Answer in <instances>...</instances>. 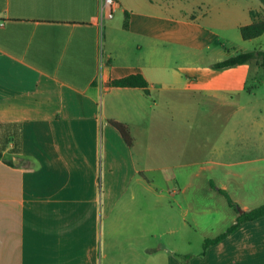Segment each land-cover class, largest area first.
Instances as JSON below:
<instances>
[{"label":"crops","instance_id":"0c3cea01","mask_svg":"<svg viewBox=\"0 0 264 264\" xmlns=\"http://www.w3.org/2000/svg\"><path fill=\"white\" fill-rule=\"evenodd\" d=\"M100 2L0 0V264H264V217L203 252L237 215L220 191L241 212L264 203V71L216 68L231 56L207 60L199 35L264 5L115 0L107 19ZM136 74L148 95L108 85ZM194 183L208 202L186 197ZM203 217L229 221L192 253Z\"/></svg>","mask_w":264,"mask_h":264},{"label":"trees","instance_id":"16d2710c","mask_svg":"<svg viewBox=\"0 0 264 264\" xmlns=\"http://www.w3.org/2000/svg\"><path fill=\"white\" fill-rule=\"evenodd\" d=\"M260 2L264 5V0H260ZM251 23L239 28V33L242 40H252L260 37L264 34V12L263 11H250ZM125 22L124 25H127V13H125ZM250 61H255L258 68L264 71V50H252L249 52H240L236 55H233L221 62L216 63L214 66L216 68H224L230 67L240 64H245ZM109 86L112 87H129V88H140L143 90L145 94H149L147 82L143 79L141 75H129L121 79L112 80L108 83ZM117 131L121 134L127 145L131 146L132 138L129 135V132L122 124L116 122H109ZM226 198L227 204L229 207L233 208L236 212V218L234 223L229 226L223 233L215 236L211 239H206L203 243V252L211 245L220 242L225 239L228 235L233 233L236 229H238L242 224L250 221L257 220L259 218L264 217V203L260 206H257L248 211H243L241 213L238 212V206L231 201L229 196L220 191Z\"/></svg>","mask_w":264,"mask_h":264},{"label":"rangeland","instance_id":"374dc122","mask_svg":"<svg viewBox=\"0 0 264 264\" xmlns=\"http://www.w3.org/2000/svg\"><path fill=\"white\" fill-rule=\"evenodd\" d=\"M210 32V33H209ZM211 32L220 34L222 37H219L217 40H212L211 42L206 41L205 39L211 34ZM200 35V41L202 42V53L204 55H208V59L207 60H214V59H218V58H225L228 56H232V55H236L239 52H248V51H252V50H259V48L264 49V34L262 36H260L259 38H255L252 40H242L240 37L239 32L235 31V30H230L228 29L226 32L220 30V29H216L213 27H207V29H203L201 30ZM217 45V47L215 48V50H213V48ZM190 61L188 60H182L180 59L178 61V64L180 66H189V65H194L196 64L197 59L193 58L191 60V63H188ZM255 101V105L259 106L261 105L262 102H264V91L259 90L256 93V97L253 98ZM235 123L238 124H234L232 125V131L234 132H240V131H248V128L250 125L246 124V123H241L238 122L237 120L234 121ZM240 170L242 169V167H235V170ZM261 185V183H260ZM197 196L200 197L199 201L200 202H208V200L205 198L207 195L204 192V189L202 188V183H194V186L188 191V193L186 194V197H191V196ZM201 207L203 208L205 205L200 204ZM248 206L253 207L256 206L255 203H249ZM221 212V209H219L218 213ZM206 218V219H205ZM228 219H225L222 223H220V225H214L213 221L207 219V217H203L202 220V228L200 231H198V233L196 232L193 233L192 230H187L186 235L190 234L189 237L191 240H193V244L190 247V252L192 253H198L202 250V245H199L197 243V240H199L200 238H202V235L207 234L208 232H210V228H214L218 230L221 229L220 226H224L225 224L228 223ZM212 224V225H210ZM194 239H196V241H194Z\"/></svg>","mask_w":264,"mask_h":264},{"label":"built area","instance_id":"2783aa9c","mask_svg":"<svg viewBox=\"0 0 264 264\" xmlns=\"http://www.w3.org/2000/svg\"><path fill=\"white\" fill-rule=\"evenodd\" d=\"M116 8L115 0H101L100 2V17L112 19ZM3 22L0 20V26Z\"/></svg>","mask_w":264,"mask_h":264},{"label":"water","instance_id":"95a60500","mask_svg":"<svg viewBox=\"0 0 264 264\" xmlns=\"http://www.w3.org/2000/svg\"><path fill=\"white\" fill-rule=\"evenodd\" d=\"M239 211V213H241V211L240 210H238Z\"/></svg>","mask_w":264,"mask_h":264}]
</instances>
